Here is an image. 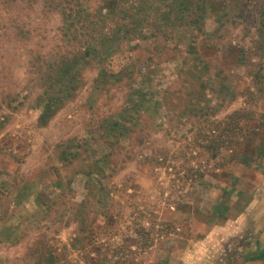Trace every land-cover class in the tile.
Returning a JSON list of instances; mask_svg holds the SVG:
<instances>
[{
	"label": "rangeland",
	"instance_id": "1",
	"mask_svg": "<svg viewBox=\"0 0 264 264\" xmlns=\"http://www.w3.org/2000/svg\"><path fill=\"white\" fill-rule=\"evenodd\" d=\"M46 1L0 0V264H264V0Z\"/></svg>",
	"mask_w": 264,
	"mask_h": 264
},
{
	"label": "trees",
	"instance_id": "2",
	"mask_svg": "<svg viewBox=\"0 0 264 264\" xmlns=\"http://www.w3.org/2000/svg\"><path fill=\"white\" fill-rule=\"evenodd\" d=\"M11 0H9L10 2ZM30 2V1H29ZM107 8L109 9V11H114L117 8V4H118V0H107ZM54 1L53 0H47L45 2V8H49L51 9V12L53 11L54 8H57V6L60 5H54L53 4ZM69 18L67 17L68 22H66L64 20V24L67 25L69 23ZM69 29V27H67ZM20 33H19V38L24 39L26 37L29 36L30 34V29L26 28L24 25L22 27H20ZM104 39H110L106 42H104V52H106V54H109L110 50H112V47L108 46L109 42H116L118 39V36L115 35L112 39L110 37V35L105 34V38ZM97 52V51H95ZM95 56V53L93 52V49L88 48L87 51L85 53H83L82 55H76L74 56V60L68 63H63V66L58 70V78L57 81H59L60 83H62V86L64 85H69L68 83V79L70 82H72L75 78L76 75L78 74L81 65L84 64L83 62H88L90 61L93 57ZM63 99H59L57 101H53L50 100L47 103H45L44 105V111L45 114H50L52 113L54 110L61 108L62 102L65 101L64 97H62ZM257 253H255L252 257H248L246 259V261L249 262H254V261H259V260H264V248H258Z\"/></svg>",
	"mask_w": 264,
	"mask_h": 264
},
{
	"label": "crops",
	"instance_id": "3",
	"mask_svg": "<svg viewBox=\"0 0 264 264\" xmlns=\"http://www.w3.org/2000/svg\"><path fill=\"white\" fill-rule=\"evenodd\" d=\"M259 261H262V260H259ZM247 262H249V261H247ZM255 262H258V261H255Z\"/></svg>",
	"mask_w": 264,
	"mask_h": 264
}]
</instances>
